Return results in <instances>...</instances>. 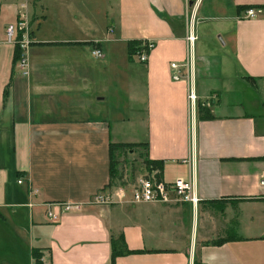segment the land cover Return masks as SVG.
<instances>
[{
	"label": "crops",
	"instance_id": "obj_1",
	"mask_svg": "<svg viewBox=\"0 0 264 264\" xmlns=\"http://www.w3.org/2000/svg\"><path fill=\"white\" fill-rule=\"evenodd\" d=\"M262 4L0 0V264H36V248L44 264H264ZM23 10L25 75L7 36ZM134 40L151 43L147 63ZM112 143L193 179L199 203L96 202Z\"/></svg>",
	"mask_w": 264,
	"mask_h": 264
},
{
	"label": "built area",
	"instance_id": "obj_2",
	"mask_svg": "<svg viewBox=\"0 0 264 264\" xmlns=\"http://www.w3.org/2000/svg\"><path fill=\"white\" fill-rule=\"evenodd\" d=\"M203 0H186V5L188 8L195 10ZM23 9L25 5L22 4ZM257 16L256 8H249L246 10L247 18H255ZM18 19L14 24H10L7 27L8 41L15 44L17 41L23 50L29 46L31 42V28L29 21L27 19V14L25 10L20 11L18 14ZM20 37V39H19ZM188 41L192 44L194 37L190 34L188 36ZM152 48L150 42H141L137 45V52L135 53L138 60L142 63H147L149 59V52ZM93 55L96 58H101L103 56V51L99 47H94ZM21 69L22 74H26V59L22 56L17 62ZM176 67V64H172ZM175 79H179L180 75H174ZM193 96H191L192 99ZM161 170L159 168L150 169L146 164L143 165L141 171L132 172V168H126L123 170V174H118L116 181L113 183V188L107 193L99 192L95 196L96 202L107 203L118 199L119 201L124 200V198L129 194L132 201L135 203H149V202H189L192 205H197L199 203V197L195 192L193 179H182L179 178L174 181H167L163 176H159ZM21 179L20 182H24ZM264 184V181L262 182ZM30 207L33 206L32 203L29 204ZM77 205L66 204L63 205V210H69ZM62 210H60L61 212ZM60 212H55L54 209H49L48 214L53 220H57L60 216Z\"/></svg>",
	"mask_w": 264,
	"mask_h": 264
},
{
	"label": "trees",
	"instance_id": "obj_3",
	"mask_svg": "<svg viewBox=\"0 0 264 264\" xmlns=\"http://www.w3.org/2000/svg\"><path fill=\"white\" fill-rule=\"evenodd\" d=\"M253 6H249V5H245V6H241L240 9L242 10H247L249 8H252ZM259 7L263 8L264 9V4L260 5ZM20 39V37H19ZM85 43H89V44H92L94 45V47H99V45L95 44L94 42H85ZM48 44H51V43H48ZM140 44V41H131L129 42V54H130V57L132 58V56L137 52V45ZM100 48V47H99ZM22 58V48L20 46V43L17 41L15 44H14V56H13V71H12V74H14V67L16 65V63L19 61V59ZM13 78V77H12ZM12 78H11V81L7 84V90H8V87L11 86L12 84ZM199 118L200 120H211V119H214L215 116L211 113V110L210 108L206 107V106H199ZM135 144H130V143H112L111 144V153H110V159H111V177H112V180L113 178H115V176L117 177L118 175V160L115 159V156H114V151L115 150H118V149H121V148H132L134 147ZM140 145V144H139ZM144 164L147 165L148 168L150 169H153V168H159L161 170V174H159V176H163V171H164V162L162 160H152V159H149V158H146L144 160ZM243 200H257V199H260V198H256V197H251V198H241ZM222 208V206H221ZM122 240V238H119L118 240H115L113 239L112 241V245H113V260L120 254L123 253V251H117V246H118V242ZM225 239L223 240H216V241H213L212 243L213 244H220L222 242H224ZM121 245V244H120ZM127 252H131V251H128ZM33 255L36 259V264H44V262L42 261V254L40 252L39 249H34L33 250Z\"/></svg>",
	"mask_w": 264,
	"mask_h": 264
},
{
	"label": "rangeland",
	"instance_id": "obj_4",
	"mask_svg": "<svg viewBox=\"0 0 264 264\" xmlns=\"http://www.w3.org/2000/svg\"><path fill=\"white\" fill-rule=\"evenodd\" d=\"M22 56H24L23 50ZM130 149L131 148H121L114 151L113 153L114 156L116 155V157L120 159L118 161V174H123V170L126 168V166L128 167V169L132 168L133 174H135V171H141L143 168L142 160L144 158V155L142 154V151L137 152L135 149L134 153H130ZM117 177L115 176V178H113L111 183L102 191V193H107L113 188V183L114 181H116Z\"/></svg>",
	"mask_w": 264,
	"mask_h": 264
}]
</instances>
